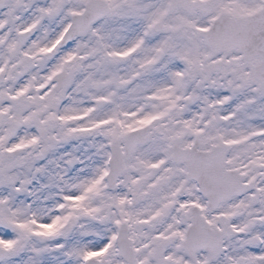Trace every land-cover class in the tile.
<instances>
[{
    "label": "snow or ice",
    "instance_id": "6c2138e0",
    "mask_svg": "<svg viewBox=\"0 0 264 264\" xmlns=\"http://www.w3.org/2000/svg\"><path fill=\"white\" fill-rule=\"evenodd\" d=\"M0 264H264V0H0Z\"/></svg>",
    "mask_w": 264,
    "mask_h": 264
}]
</instances>
